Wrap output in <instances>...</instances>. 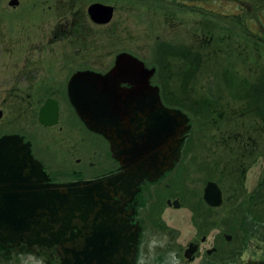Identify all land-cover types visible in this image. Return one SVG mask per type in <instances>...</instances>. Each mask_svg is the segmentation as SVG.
I'll return each instance as SVG.
<instances>
[{
	"label": "rangeland",
	"instance_id": "rangeland-1",
	"mask_svg": "<svg viewBox=\"0 0 264 264\" xmlns=\"http://www.w3.org/2000/svg\"><path fill=\"white\" fill-rule=\"evenodd\" d=\"M10 1L0 0V135L27 129L58 180H67L72 168L92 171L90 162L96 172L114 168L107 141L89 135L77 115L73 122L67 105L54 128L40 126L37 113L74 71L105 73L116 55H134L156 69L151 83L160 88L163 103L190 118L179 162L181 169L189 166L187 184L216 181L222 169L225 231L264 242L262 41L227 19L166 3L17 0L12 7ZM93 3L113 8L108 23L90 19ZM194 204L185 201L175 216V222L182 218V237Z\"/></svg>",
	"mask_w": 264,
	"mask_h": 264
},
{
	"label": "water",
	"instance_id": "water-1",
	"mask_svg": "<svg viewBox=\"0 0 264 264\" xmlns=\"http://www.w3.org/2000/svg\"><path fill=\"white\" fill-rule=\"evenodd\" d=\"M87 13L94 23L105 24L113 8L93 3ZM155 73L123 52L105 74L78 71L69 81L77 116L108 142L119 164L120 172L110 178L53 184L29 143L18 136L0 138L1 240L56 245L61 264H134L136 232L124 220L120 190L127 188L129 195L145 179L154 181L172 170L192 126L181 109L163 104L160 88L151 84ZM54 105L47 100L41 107L40 124H56ZM204 198L213 207L222 202L210 182Z\"/></svg>",
	"mask_w": 264,
	"mask_h": 264
},
{
	"label": "flooded vegetation",
	"instance_id": "flooded-vegetation-1",
	"mask_svg": "<svg viewBox=\"0 0 264 264\" xmlns=\"http://www.w3.org/2000/svg\"><path fill=\"white\" fill-rule=\"evenodd\" d=\"M76 72L74 71L68 79L63 81L60 88H56L52 91L55 95L47 97L41 105L42 107L47 100H51L55 104L54 106L57 107L58 114L55 125L44 126L40 124L38 116L41 107L38 109L37 121L43 128H54L59 125L62 105L64 104L67 105L68 115H70L73 122H75V115L77 114L69 99V81ZM53 85L54 83L51 87ZM57 90L62 91L59 97L56 95ZM9 98L10 96L7 97V99ZM30 98L31 95L29 94L24 99L29 100ZM165 106L169 107L167 105ZM2 117L3 110L0 109V120ZM77 118L79 121L80 119L78 116ZM83 127L89 135L96 137L98 140L103 139L101 135L90 131L84 124ZM62 130H60L59 134L62 133ZM26 131L27 129L23 132H5L0 135V138L5 136H18L22 138L24 143H29L33 157L40 162L44 172L53 184H75L83 181L99 182L120 172L119 164L111 156L114 160V168H110L112 167L110 166L96 172L93 169V163L90 162L92 171L75 170V168H72L71 171L66 174L69 177L67 180H63L62 178L58 180L59 172L51 169L47 160L43 156H40L39 152H42V150H37L31 137L25 134ZM183 147L184 145L181 149V156ZM64 161L66 162L65 157ZM77 161L79 162V160ZM179 162L161 178L154 181L145 179L135 186V190L129 195L126 193L127 188L120 190L119 194L123 207L122 214L124 220L126 224L136 232L135 260L141 252L147 251L149 236L156 235L157 239H163L162 235L166 234L168 236V245L165 249H157L158 258L153 264H164L165 257L169 251H175L177 253L181 260V264H240V255L248 246L250 239L253 238L245 237L244 239H240L236 231L231 233L226 232L224 229L222 215L224 206V191L222 187L223 170H218V179H216V181L206 177L203 179H196L194 180L195 182L191 181V184H187L188 180L186 178L188 177L187 172L189 171V166H185V168L181 169ZM177 177L180 186H176L175 184L174 179ZM209 182L216 184L221 192L222 202L219 206H210L204 198V189ZM185 201H194L196 204L191 207L188 206L189 211H187L190 214L189 219H187L188 228L186 237H182L180 224L182 218L180 217V219L175 222V216H181L180 211L185 208ZM211 219H216V223H210ZM56 248V245L49 243L14 244L7 240H1L0 237V264L26 263L28 262L26 254L29 252L35 253L37 259L41 256L44 257L45 264H61V256L58 254ZM21 254L25 255L23 259L20 258ZM249 264H251V262H249ZM260 264H264V256L260 258Z\"/></svg>",
	"mask_w": 264,
	"mask_h": 264
},
{
	"label": "trees",
	"instance_id": "trees-1",
	"mask_svg": "<svg viewBox=\"0 0 264 264\" xmlns=\"http://www.w3.org/2000/svg\"><path fill=\"white\" fill-rule=\"evenodd\" d=\"M166 3L227 19L264 43V0H141ZM205 4H208L206 6ZM221 4H226L221 6Z\"/></svg>",
	"mask_w": 264,
	"mask_h": 264
},
{
	"label": "clouds",
	"instance_id": "clouds-1",
	"mask_svg": "<svg viewBox=\"0 0 264 264\" xmlns=\"http://www.w3.org/2000/svg\"><path fill=\"white\" fill-rule=\"evenodd\" d=\"M163 239H157L156 235L148 237L147 251L141 252L135 264H153L158 258L157 249H165L168 245V236L163 234ZM264 256V242L258 239H250L248 246L242 251L240 255V264H260V258ZM24 254L20 258L23 259ZM30 264H45L44 257L37 259L36 254L29 252L26 254ZM164 264H181V260L175 251H169L165 257Z\"/></svg>",
	"mask_w": 264,
	"mask_h": 264
}]
</instances>
